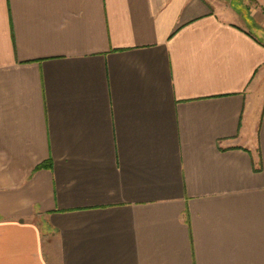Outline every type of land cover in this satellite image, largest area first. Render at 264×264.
I'll list each match as a JSON object with an SVG mask.
<instances>
[{"label":"crops","instance_id":"obj_1","mask_svg":"<svg viewBox=\"0 0 264 264\" xmlns=\"http://www.w3.org/2000/svg\"><path fill=\"white\" fill-rule=\"evenodd\" d=\"M0 264H264V0H0Z\"/></svg>","mask_w":264,"mask_h":264},{"label":"rangeland","instance_id":"obj_2","mask_svg":"<svg viewBox=\"0 0 264 264\" xmlns=\"http://www.w3.org/2000/svg\"><path fill=\"white\" fill-rule=\"evenodd\" d=\"M217 1L222 2V1H227V0H217ZM228 1H230L231 4H232V3H235V4H239V5H241V4L244 3V0H228Z\"/></svg>","mask_w":264,"mask_h":264}]
</instances>
